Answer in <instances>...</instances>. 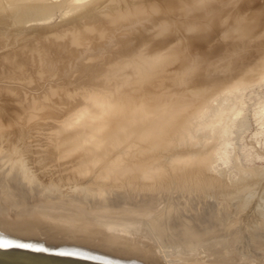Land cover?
Masks as SVG:
<instances>
[{"label":"bare ground","instance_id":"6f19581e","mask_svg":"<svg viewBox=\"0 0 264 264\" xmlns=\"http://www.w3.org/2000/svg\"><path fill=\"white\" fill-rule=\"evenodd\" d=\"M68 1L49 27L0 0V264H264V171L215 166L264 83V0Z\"/></svg>","mask_w":264,"mask_h":264},{"label":"rangeland","instance_id":"374dc122","mask_svg":"<svg viewBox=\"0 0 264 264\" xmlns=\"http://www.w3.org/2000/svg\"><path fill=\"white\" fill-rule=\"evenodd\" d=\"M48 1L54 4V8H52V16L50 20L46 23L47 26L51 27V26H55L60 23V20L62 19L63 14L70 9L69 8L70 1L68 0H48ZM84 3H86V1H84ZM66 17L64 18L68 19V17L67 18ZM32 24H35V22H33ZM112 47L109 48V51L111 49H114V46ZM114 53L115 52L111 53V55H114ZM213 58L214 57H212V59ZM88 60L90 59H87V62ZM171 66L172 65L168 67L172 70ZM175 66L176 65H173V70L175 69L174 68ZM169 68L165 69L166 72H168L167 70H169ZM70 72H66L67 75L71 74ZM171 72L172 71L168 73L170 76L173 74L174 71L172 72V74ZM71 76L69 75V78ZM73 76H75V79L76 78L78 79V77H76L77 75H73ZM72 78L73 80L70 79V81L67 78L68 87L70 86L69 84H71V80H72V84L75 87L70 86L69 88L75 89L76 85L78 88L79 87L78 82H81L78 80H81V79L75 80L74 77ZM6 80L9 81V79H6ZM73 81H76V82H73ZM8 84L10 85V87L16 86V84L13 83L14 84L13 85L11 82L6 83L5 86L6 85L9 86ZM25 89L26 88H24V90ZM0 98L1 100L2 99L4 100V102H2L3 101L2 100L0 104L4 103L3 106L5 107V105L8 106V103H9V107L6 106V108H13L11 107L15 103L12 101V104H11V100L13 99L11 100L8 99V101H6L7 99H4V96H0ZM5 102H8V103L6 104ZM242 108L243 109H242L241 115L234 122L229 132V135L227 137L228 146L226 149V153H227V156L229 157V161L228 163H223L220 160V161H216L215 163V166L217 170L219 171V173L222 172L223 174H225V176L230 178L232 181H237L238 178L240 177V172L236 168L237 164L240 165V167H242L243 169H248V170L255 169L256 170L257 168V170L260 172L264 171V83L263 82L246 91V93L244 94L243 100H242ZM219 144H220V141L217 140L216 146H218ZM235 162H238V163L236 164ZM28 175H30V171L24 170L23 178H25V176H28ZM250 184H252L251 186L255 185V187L252 189H247L245 191L247 200L249 198L248 201H250V203L248 202L250 206L247 207L246 212L253 211V213H255L256 210L258 212H261V211L264 212V176L257 177V179L255 181L253 180L251 183H249V185ZM40 187L42 186H40L39 184V186H36L35 188H33V190L36 188H40ZM169 201L170 200H167V202ZM180 205H181V201L176 202L174 200V201H170L169 203V206H171L170 207L171 209L179 208ZM247 215L251 216L250 213ZM242 235L244 237V241L249 242L250 237L248 236V234H246V232L243 231Z\"/></svg>","mask_w":264,"mask_h":264},{"label":"snow or ice","instance_id":"6c2138e0","mask_svg":"<svg viewBox=\"0 0 264 264\" xmlns=\"http://www.w3.org/2000/svg\"><path fill=\"white\" fill-rule=\"evenodd\" d=\"M8 244L7 243H0V247H7ZM22 247H25L26 245H21Z\"/></svg>","mask_w":264,"mask_h":264}]
</instances>
